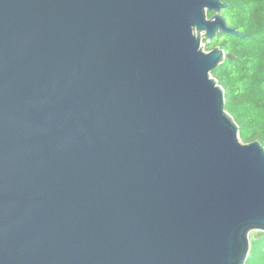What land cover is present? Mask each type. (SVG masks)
I'll return each mask as SVG.
<instances>
[{
	"label": "water",
	"instance_id": "1",
	"mask_svg": "<svg viewBox=\"0 0 264 264\" xmlns=\"http://www.w3.org/2000/svg\"><path fill=\"white\" fill-rule=\"evenodd\" d=\"M225 7L0 0V264H245L264 148L201 45L245 36Z\"/></svg>",
	"mask_w": 264,
	"mask_h": 264
},
{
	"label": "trees",
	"instance_id": "2",
	"mask_svg": "<svg viewBox=\"0 0 264 264\" xmlns=\"http://www.w3.org/2000/svg\"><path fill=\"white\" fill-rule=\"evenodd\" d=\"M221 1L226 3L221 14L228 26L245 36L224 33L203 40L204 50L218 46L225 53L211 75L224 91L225 109L238 126L240 140L259 141L264 148V0ZM245 264H264L263 232L250 235Z\"/></svg>",
	"mask_w": 264,
	"mask_h": 264
},
{
	"label": "rangeland",
	"instance_id": "3",
	"mask_svg": "<svg viewBox=\"0 0 264 264\" xmlns=\"http://www.w3.org/2000/svg\"><path fill=\"white\" fill-rule=\"evenodd\" d=\"M201 45H202V48L204 49V41L203 40L201 41ZM250 235L251 236H257L258 232H252Z\"/></svg>",
	"mask_w": 264,
	"mask_h": 264
}]
</instances>
